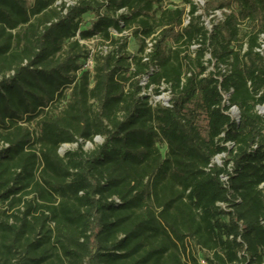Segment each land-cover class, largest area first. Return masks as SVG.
<instances>
[{
    "label": "trees",
    "instance_id": "trees-1",
    "mask_svg": "<svg viewBox=\"0 0 264 264\" xmlns=\"http://www.w3.org/2000/svg\"><path fill=\"white\" fill-rule=\"evenodd\" d=\"M206 4L0 0V264H264V0Z\"/></svg>",
    "mask_w": 264,
    "mask_h": 264
},
{
    "label": "built area",
    "instance_id": "built-area-1",
    "mask_svg": "<svg viewBox=\"0 0 264 264\" xmlns=\"http://www.w3.org/2000/svg\"><path fill=\"white\" fill-rule=\"evenodd\" d=\"M195 5H197L200 8H203V2L201 0H198L197 3H195ZM218 14L221 15V17H218L217 16ZM224 14H226V11H222V12L221 11H216L213 14H211L209 17H206L204 19V25H205L206 29L208 31H212L214 25H217V23L223 21ZM189 20L190 19L188 17L185 19L184 27L188 26ZM91 43L95 44V42H91ZM91 43H88L86 45L88 46ZM147 44H148L147 53H150L151 50H152V47H153V43L151 41H148ZM262 44H263L262 48L264 49V36L262 37ZM194 49H197V47H194ZM209 60H210V57L207 56L206 59H205V62H208ZM93 66H94L93 60L90 59L88 61L87 65H86L85 69L93 70ZM210 71H212V68H210ZM148 84H149V78H145L141 82L140 86L145 89ZM155 89L156 88L152 87L148 91L145 90L143 92V96L149 98V103L154 108L159 106V105H161L163 107H166V108H170L171 92H170L169 87H167L165 84H162L160 87L157 88V89H159V95H157V96L154 93ZM229 98H230V96L226 97V102L229 100ZM262 108H264V107H262ZM262 108H258V110L262 109ZM229 114L235 121H239L240 112H239V110L236 107H232L230 109ZM261 116H264V115H261ZM220 158L223 159L225 157L223 156V157H220ZM200 264H205V262H201Z\"/></svg>",
    "mask_w": 264,
    "mask_h": 264
},
{
    "label": "rangeland",
    "instance_id": "rangeland-1",
    "mask_svg": "<svg viewBox=\"0 0 264 264\" xmlns=\"http://www.w3.org/2000/svg\"><path fill=\"white\" fill-rule=\"evenodd\" d=\"M192 1L194 3H197L198 0H192ZM201 1L203 2V8H205L206 5H207L206 3H208V0H201ZM217 16L218 17H221V15H219V14ZM96 45H97L96 43L95 44L94 43H91V44L88 45V47H89L90 50H92L95 53V51H96ZM129 51H130L131 54H136L137 51H138V46H137L136 42L133 39L130 40V49H129ZM258 114L259 115H264V108L259 109L258 110ZM101 143H102V140L101 139L96 140V144L97 145H99ZM74 149H76V146H64L61 149V151H60V155L61 156H64V154L66 152L71 151V150H74ZM84 149L87 152L93 151L95 149V145L87 144V145H85ZM160 150L162 151V153H164L166 151L165 150V147H162V146L160 147ZM222 162H223L222 158H217L216 161H215V164L221 166Z\"/></svg>",
    "mask_w": 264,
    "mask_h": 264
}]
</instances>
